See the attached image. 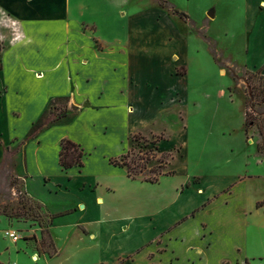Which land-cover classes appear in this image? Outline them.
Returning a JSON list of instances; mask_svg holds the SVG:
<instances>
[{
	"label": "crops",
	"instance_id": "1",
	"mask_svg": "<svg viewBox=\"0 0 264 264\" xmlns=\"http://www.w3.org/2000/svg\"><path fill=\"white\" fill-rule=\"evenodd\" d=\"M263 5L247 0L251 13ZM86 11L83 0H0L7 17L0 21V164L4 151L20 145L11 153L13 172L47 214L39 231L53 251L22 245L26 263L264 264V157L257 151L255 166L213 181L207 193L198 180L169 189V176L144 182L110 163L126 153L131 135L179 106L186 91L176 70L185 59L174 57V44L162 47L171 44L168 33L159 48L136 28L125 39L115 28L101 34ZM16 22L26 42H15ZM87 24L97 27L102 50L90 45ZM252 52L260 57L246 69L264 76L263 43ZM59 98L74 114L28 138ZM64 139L79 146L81 166H60Z\"/></svg>",
	"mask_w": 264,
	"mask_h": 264
},
{
	"label": "rangeland",
	"instance_id": "2",
	"mask_svg": "<svg viewBox=\"0 0 264 264\" xmlns=\"http://www.w3.org/2000/svg\"><path fill=\"white\" fill-rule=\"evenodd\" d=\"M83 1L87 7L86 19L101 26V34L115 28L125 39V31L136 28L146 37L147 44L158 42L159 48L162 35L168 33L171 44L162 47L171 48L174 44L172 47L179 49L174 57L185 59V65L176 70L184 78L175 82L186 91L184 98H178L179 106L143 128V133L128 138V150H132L131 158L136 160L130 166L135 168L132 173H136L137 180H159L167 173L171 175H166L170 178L164 182L169 189L198 180L207 193L213 181L238 175L247 164L255 166L256 145L262 144L264 148V117L255 113L260 107L262 95L258 91L264 89V79L246 66L250 67L260 57L252 52L255 45H264V5L251 13L247 10V0ZM169 7L185 13L187 18L182 20L173 15ZM208 13H212V18ZM6 20L5 14H1L2 24ZM143 22H147L144 28ZM85 29L92 48L102 50L97 27L87 24ZM14 32L15 42L27 41L17 22ZM210 46L218 63L212 61ZM154 73L162 76V71ZM252 95L253 107L248 109L246 102ZM54 105L56 108L48 118L59 115L63 108L66 117L75 112L67 109L66 101H56ZM246 111L252 123L247 134L244 133ZM63 121L62 118L55 125ZM20 151V145L6 150L9 154ZM5 160L0 170V251L6 262L1 264H27L22 245L33 247L38 253H53L47 233L39 231L47 225V214L21 192L11 156L6 155ZM262 167L264 172V163ZM6 231L16 232L19 241L12 243L4 235Z\"/></svg>",
	"mask_w": 264,
	"mask_h": 264
},
{
	"label": "trees",
	"instance_id": "3",
	"mask_svg": "<svg viewBox=\"0 0 264 264\" xmlns=\"http://www.w3.org/2000/svg\"><path fill=\"white\" fill-rule=\"evenodd\" d=\"M171 8L172 14L178 16L180 19L184 20L187 18V15L183 12H179L177 10H175L173 7H169ZM208 41V40H207ZM209 42V41H208ZM209 52L212 55V59L215 63H218V59L217 56H215L214 51L212 50V47H209ZM261 77L264 79V76L261 75ZM262 96L259 97L260 99V107L258 109H256L255 113L256 115H261L264 117V89L263 90H259L258 91ZM258 97V95H257ZM252 98H254V96H250V98H248L247 102H246V107L252 108L253 104L251 103ZM56 101H66L65 98H59V99H55L53 102H51L47 108V110L43 113V115L41 116V118L35 122L28 134V138L33 137L36 133L43 131L44 129H48L50 127H52L53 125H55L56 121L60 120V119H66L68 117H66V108H63L62 113H60L59 115L53 116V118H48L49 115H52V110L55 107L54 103ZM250 124L252 125V123L249 122V114L246 111L245 112V116H244V133L247 134ZM256 151L261 154L264 157V148L262 147V144H257L256 145ZM6 155H8L9 157L11 156V153H7L6 151H4V155H3V159L2 162L0 164V170L3 167V164L5 163V159H6ZM82 152L79 149V146L76 145L75 143L69 141V140H62L60 142V152H59V164L62 167V169H68L70 167L73 166H81V158H82ZM132 150L129 149L126 151V153L122 154L121 156L115 158V159H111L110 163L115 165V166H119L121 168H124L127 172V176L131 179H136L137 175L136 173H132L135 172V168H131L130 163H133L134 161H136L134 158H131L132 156ZM166 157V155H164ZM130 158V159H129ZM162 174H159V176ZM166 175H171V174H164ZM141 181L144 182H150V183H155L158 181V178L156 179H140ZM50 256L53 255L49 254Z\"/></svg>",
	"mask_w": 264,
	"mask_h": 264
},
{
	"label": "built area",
	"instance_id": "4",
	"mask_svg": "<svg viewBox=\"0 0 264 264\" xmlns=\"http://www.w3.org/2000/svg\"><path fill=\"white\" fill-rule=\"evenodd\" d=\"M4 235L6 236L7 239H9L12 243H16L17 241H19V237L17 236V233L14 231H6L4 233ZM15 264V263H13Z\"/></svg>",
	"mask_w": 264,
	"mask_h": 264
},
{
	"label": "water",
	"instance_id": "5",
	"mask_svg": "<svg viewBox=\"0 0 264 264\" xmlns=\"http://www.w3.org/2000/svg\"><path fill=\"white\" fill-rule=\"evenodd\" d=\"M208 17L209 18H212V13H208Z\"/></svg>",
	"mask_w": 264,
	"mask_h": 264
}]
</instances>
